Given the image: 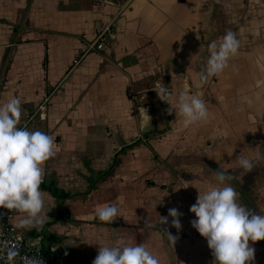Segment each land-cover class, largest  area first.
<instances>
[{"label":"crops","instance_id":"0c3cea01","mask_svg":"<svg viewBox=\"0 0 264 264\" xmlns=\"http://www.w3.org/2000/svg\"><path fill=\"white\" fill-rule=\"evenodd\" d=\"M108 24L103 48L86 52ZM229 29L237 53L197 86L208 42ZM160 81L172 104L181 90L203 97L207 121L182 128L168 104L164 115L152 90ZM11 96L22 101L17 127L55 138L43 180L68 194L60 207L70 212L59 219L41 189L45 224L37 235L18 231L51 234L43 243L58 245L67 264H91L98 246L117 238L143 243L159 264H213L188 209L219 167L230 172L237 202L264 215V159L250 171L235 166L238 154L264 156V0H0V103ZM45 98L44 114L33 115ZM140 106L153 115L152 130L140 129ZM106 204L117 217L92 218ZM169 208L182 214L179 231L171 217L159 226L177 236L173 246L158 225L144 227ZM249 245V264H264V238Z\"/></svg>","mask_w":264,"mask_h":264},{"label":"clouds","instance_id":"9594fccd","mask_svg":"<svg viewBox=\"0 0 264 264\" xmlns=\"http://www.w3.org/2000/svg\"><path fill=\"white\" fill-rule=\"evenodd\" d=\"M239 39L232 30H226L218 39L207 44V58L203 68L195 71L197 86L222 72L230 57L237 53ZM152 90L156 97L166 102L180 119V126L187 128L197 122H206L209 113L203 97L181 90L175 103H170V93L160 81ZM244 103H251L245 96ZM21 99L11 96L0 103V207L15 210L20 216L15 229L39 231L46 222V213H42L44 199L40 185L43 181V163L54 155L55 138L40 130L29 131L17 127L21 114ZM145 107L138 108V123L144 130L150 122ZM221 158V154L220 157ZM264 159L257 149L253 155L235 157V166L250 171L255 161ZM227 168L213 171L214 184L198 192L195 202L189 206L194 214L190 225L206 240L213 257V264H249L253 260L254 249L249 241L264 238V215L257 214L237 202V193L228 181L232 176ZM182 215L176 208H169L167 216L159 215L156 223L145 220L146 229H155L168 223L177 229L181 228L178 217ZM117 217V207L106 204L95 210L92 218L110 223ZM159 230L173 246L177 236L166 230ZM77 237V236H76ZM20 243L0 239V264H44L39 255H21ZM91 264H159L143 243H126L122 238L115 239L111 245L98 246L97 254Z\"/></svg>","mask_w":264,"mask_h":264},{"label":"built area","instance_id":"2783aa9c","mask_svg":"<svg viewBox=\"0 0 264 264\" xmlns=\"http://www.w3.org/2000/svg\"><path fill=\"white\" fill-rule=\"evenodd\" d=\"M109 32V24L99 26L96 30L95 37L86 46V52L92 50H100L103 48V40L106 34ZM45 98L32 113L44 114L46 110ZM18 213L13 210L0 207V239H6L9 242H19V253L21 255H39L44 264H67L66 258L58 247V245L51 244L50 247L46 246L40 237L37 238H25L18 229H15L13 219Z\"/></svg>","mask_w":264,"mask_h":264},{"label":"trees","instance_id":"16d2710c","mask_svg":"<svg viewBox=\"0 0 264 264\" xmlns=\"http://www.w3.org/2000/svg\"><path fill=\"white\" fill-rule=\"evenodd\" d=\"M40 189L42 190H46L56 201V212L58 214L59 219L64 220V221H68L70 218V212L68 211H64L61 209V203L64 199H66L68 197V194L65 193L62 189H60L57 186V183L55 180L51 179V180H43L41 185H40ZM36 232V233H35ZM35 235L38 234V231L35 230ZM40 237L42 240L44 238H46L47 240L53 239L54 237L49 234V233H45L43 234V236H37ZM35 237V238H37Z\"/></svg>","mask_w":264,"mask_h":264},{"label":"water","instance_id":"95a60500","mask_svg":"<svg viewBox=\"0 0 264 264\" xmlns=\"http://www.w3.org/2000/svg\"><path fill=\"white\" fill-rule=\"evenodd\" d=\"M161 101V100H160ZM166 105L167 103L164 102V101H161V106H162V111L165 114H167V108H166ZM149 116H150V122H149V125L142 131H149V130H152L154 128V121H153V115L149 113Z\"/></svg>","mask_w":264,"mask_h":264}]
</instances>
